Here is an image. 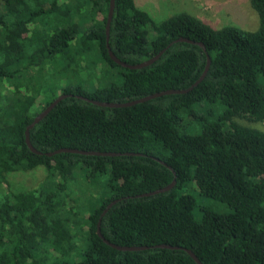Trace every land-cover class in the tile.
<instances>
[{"label":"trees","instance_id":"1","mask_svg":"<svg viewBox=\"0 0 264 264\" xmlns=\"http://www.w3.org/2000/svg\"><path fill=\"white\" fill-rule=\"evenodd\" d=\"M110 3L0 0V264H198L184 248L152 247L159 243L190 248L204 264H264V131L237 120L264 122V0H251L259 16L251 30L188 12L156 20L136 0H115L109 44L120 59L139 63L167 48L138 69L109 55ZM208 55V73L188 93L116 108L79 96L125 102L188 88ZM60 94L30 130L37 149L140 154L33 152L27 126ZM187 117L199 133L183 128ZM40 168L38 186L12 189L11 173ZM175 177L174 188L137 196ZM189 182L232 211L203 206L198 220L195 197L182 190ZM84 183L102 188L89 194ZM100 219L111 242L150 248L112 247L98 234Z\"/></svg>","mask_w":264,"mask_h":264},{"label":"rangeland","instance_id":"2","mask_svg":"<svg viewBox=\"0 0 264 264\" xmlns=\"http://www.w3.org/2000/svg\"><path fill=\"white\" fill-rule=\"evenodd\" d=\"M136 3L143 9L147 10L156 20L167 19L181 12H188L195 15L216 27L225 25H238L245 29H255L259 24V16L251 5V0H136ZM87 73H84V77ZM96 80V84L99 85ZM238 121L264 131V122L250 121L245 117H240ZM183 128L190 133L197 134L200 132V127L196 126L190 118L183 120ZM45 177L43 168L32 171H17L9 175V183L12 189L33 188L38 186ZM80 184H83L82 180ZM83 187L90 194L95 190H100L101 183L96 187L84 183ZM77 190V189H76ZM183 191L190 193L196 199L195 215L199 220L202 217V207L208 206L211 209L219 212H231L232 209L225 203L200 195L195 184L187 183L182 188ZM73 200L70 201V204ZM80 214H84L87 209H84L81 204L77 206ZM85 227V222H82ZM85 236L78 238V250L72 253L68 259L70 261L78 260L83 249L87 244Z\"/></svg>","mask_w":264,"mask_h":264},{"label":"water","instance_id":"3","mask_svg":"<svg viewBox=\"0 0 264 264\" xmlns=\"http://www.w3.org/2000/svg\"><path fill=\"white\" fill-rule=\"evenodd\" d=\"M114 8H115V0H111L110 3V10L108 13V21L106 24V32H107V47H108V52L109 55L111 56V58L118 64L122 65L123 67H127V68H131V69H138V68H144L150 64H152L153 62H155L156 60H158L161 55L165 52V50L167 48H164L163 50H161L157 55H155L154 57L150 58V59H146L142 62L139 63H128L122 59H120L112 50V48L110 47L109 44V35H110V26H111V21L113 18V14H114ZM176 41H185V42H190V43H198L200 44L205 51H207L206 45L201 42V41H196L191 39L190 37H186V36H181L179 37ZM210 63H211V57L208 55L207 58V65L205 70L203 71L202 75L188 88H183V89H178V88H170V89H165L162 91H157L154 93H151L149 95L134 99V100H130V101H125V102H115V101H103V100H99V99H92V98H88L85 96H81L97 105L100 106H105V107H125V106H131L137 103H141V102H145L148 100H151L153 98L156 97H160L163 95H167V94H179V93H188L190 90H192L194 87H196L206 76V74L208 73L209 67H210ZM67 96V94H60L58 97H56V99H54L45 109H43L41 112H39L34 120L27 126L26 129V142L28 144V146L30 147V149L38 154H46L48 156H52L54 154H58V153H62V152H71V153H80V154H85V155H102V156H116V155H122V154H140V153H132V152H126V153H121V152H115V151H99V150H88V149H79V148H73V147H60L58 149H55L53 151H47V152H42L39 149H37L31 142L30 139V130L31 128H33L38 122H40L44 117H46L49 112L63 99ZM177 184V179L176 177L173 179V181L161 188L152 190V191H148V192H144L141 193L137 196H149L152 194H156V193H160V192H165L168 191L172 188H174ZM119 199L113 200L112 202L109 203V205L107 206V208L104 210V212L102 213V216L106 214V212L111 208L112 205H114ZM98 234L104 239V241L106 243H108L109 245H111L112 247L118 249V250H143V249H148L150 248V246L148 245H120V244H116L114 242H111L109 239L105 238V236L103 235L102 231H101V219L98 223ZM152 247H162V248H174V249H178V248H184L187 250V252L195 259V261L198 264H204L201 259L196 255V253L190 249V248H186V247H182L180 245H176V244H171V243H159L156 245H153Z\"/></svg>","mask_w":264,"mask_h":264}]
</instances>
